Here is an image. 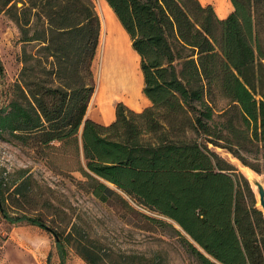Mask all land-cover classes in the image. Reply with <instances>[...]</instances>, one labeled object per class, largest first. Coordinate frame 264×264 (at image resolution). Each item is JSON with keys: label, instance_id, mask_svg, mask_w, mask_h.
Segmentation results:
<instances>
[{"label": "trees", "instance_id": "1", "mask_svg": "<svg viewBox=\"0 0 264 264\" xmlns=\"http://www.w3.org/2000/svg\"><path fill=\"white\" fill-rule=\"evenodd\" d=\"M106 2L139 55L149 103L136 110L117 101L108 123L86 116L100 32L93 0H0L22 42L19 71L0 100V133L38 152L70 146L80 188L121 201L146 228L170 223L134 205L172 219L196 264H264L255 191L210 147L264 173V0H230L222 17L201 0ZM32 178L24 168L0 169V211L51 231L59 264L68 247L87 264H165L102 249L71 216L52 226L43 214L21 212L34 200Z\"/></svg>", "mask_w": 264, "mask_h": 264}, {"label": "rangeland", "instance_id": "2", "mask_svg": "<svg viewBox=\"0 0 264 264\" xmlns=\"http://www.w3.org/2000/svg\"><path fill=\"white\" fill-rule=\"evenodd\" d=\"M18 36L17 24L0 11V59L4 67V76L0 78V100L5 97L21 65L16 58L22 46ZM129 40L128 34L123 32L122 41L137 61L136 51ZM27 47L32 48L33 43H28ZM92 63L95 86V68ZM148 103L144 102L141 108ZM7 137L6 132L0 133V169L12 172L24 168L31 174L36 186L34 200L25 202L21 212L29 215L43 214L46 222L52 226L61 222L63 224L61 218L71 216L88 233L90 239L106 251L147 257L156 255L165 260V264H196L195 258L181 244L173 227L181 228L172 219L134 205L146 214L170 223L152 224L151 228H146L143 226L145 218L131 212L121 201H104L80 188L78 180L82 179V175L75 169L77 156L72 153L70 146L57 143L54 148L45 147L42 152H38L30 145L8 140ZM210 147L242 171L238 166L242 162L229 150L220 146ZM258 174L264 181V173ZM56 208L59 214H54ZM9 210L14 212L12 204ZM49 251L51 255L48 262ZM65 261L66 264H87L71 247H68ZM0 264H59L52 232L26 221L10 222L0 211Z\"/></svg>", "mask_w": 264, "mask_h": 264}, {"label": "bare ground", "instance_id": "3", "mask_svg": "<svg viewBox=\"0 0 264 264\" xmlns=\"http://www.w3.org/2000/svg\"><path fill=\"white\" fill-rule=\"evenodd\" d=\"M201 1L211 2L221 17L232 7L230 0ZM95 6L100 17V35L92 63L95 68V86L86 108V116L108 121L113 115L116 100L139 109L148 98L142 92L139 55L135 52L136 61L122 41V33L126 31L106 0H95ZM238 166L249 179L256 177V173L246 165L239 163ZM258 178L261 179L259 175Z\"/></svg>", "mask_w": 264, "mask_h": 264}, {"label": "water", "instance_id": "4", "mask_svg": "<svg viewBox=\"0 0 264 264\" xmlns=\"http://www.w3.org/2000/svg\"><path fill=\"white\" fill-rule=\"evenodd\" d=\"M251 170L254 173H256V177L253 180H251L246 175L245 176L247 177V179L249 180L251 186L253 187V189L255 191V194H256V198H257V205L262 209L263 214H264V181L262 179L258 178L259 174L256 171H254L253 169H251Z\"/></svg>", "mask_w": 264, "mask_h": 264}, {"label": "crops", "instance_id": "5", "mask_svg": "<svg viewBox=\"0 0 264 264\" xmlns=\"http://www.w3.org/2000/svg\"><path fill=\"white\" fill-rule=\"evenodd\" d=\"M117 101H119V100H116L115 102H114V110H115V104H116V102ZM144 102H146V101H144ZM143 102V103H144ZM126 104V103H125ZM127 105V104H126ZM143 105V104H142ZM128 106V105H127ZM129 107H131V106H129ZM131 108H133V107H131ZM133 109H135V108H133ZM140 109V108H139ZM139 109H136V110H139ZM114 116H115V113H114V111H113V115L109 118V120L108 121H100V122H102V123H108V122H110L113 118H114ZM91 117V116H90ZM96 120V119H95Z\"/></svg>", "mask_w": 264, "mask_h": 264}]
</instances>
